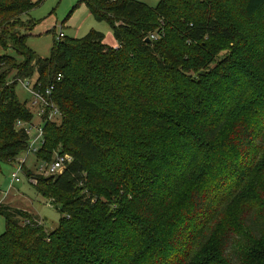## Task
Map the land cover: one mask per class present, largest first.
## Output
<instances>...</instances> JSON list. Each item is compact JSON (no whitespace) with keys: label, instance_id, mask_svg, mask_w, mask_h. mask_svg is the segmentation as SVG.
Instances as JSON below:
<instances>
[{"label":"trees","instance_id":"1","mask_svg":"<svg viewBox=\"0 0 264 264\" xmlns=\"http://www.w3.org/2000/svg\"><path fill=\"white\" fill-rule=\"evenodd\" d=\"M44 1L0 0V162L31 151L17 83L54 85L35 154L72 160L26 175L63 216L0 203V264H264V0H80L117 46L91 29L42 57Z\"/></svg>","mask_w":264,"mask_h":264},{"label":"rangeland","instance_id":"2","mask_svg":"<svg viewBox=\"0 0 264 264\" xmlns=\"http://www.w3.org/2000/svg\"><path fill=\"white\" fill-rule=\"evenodd\" d=\"M151 6H156L160 0H139ZM29 16L36 21V26L31 31L28 38V46L42 57H48L51 53V47L54 37H57L61 30L67 36L83 37L91 29L101 31L105 34V42L109 45L117 46V41L114 37L113 30L108 22L98 21L91 14L86 2L80 0H45L44 3L32 9ZM54 29V32L52 31ZM14 54L12 49L4 51L0 47V54ZM19 59L21 57L17 55ZM15 72L13 71L9 80L12 81ZM37 79L34 76L30 80ZM16 93L18 98L27 102V106L34 113L32 122L26 123L29 128L30 148L40 149L42 147V139H38L40 131L38 128H43L44 121L38 115L39 106L33 105V97L30 94L29 88L22 82L17 83ZM59 124L61 116L54 117ZM69 154V153H66ZM24 164V169L21 170L20 165ZM45 163L38 160L35 152L27 151L19 156V159L14 162H0V203L10 206L14 209L21 208L29 211L33 217L38 218L39 222L44 224L48 232L52 231L59 224L63 214L59 207L52 203V197H44L40 194L34 184L31 182L26 172L31 170L33 173H38L39 168ZM18 168L21 170L19 171ZM17 172L19 180L13 176ZM56 195V194H55ZM53 195L56 199L58 196ZM6 230V221L0 213V234Z\"/></svg>","mask_w":264,"mask_h":264},{"label":"built area","instance_id":"3","mask_svg":"<svg viewBox=\"0 0 264 264\" xmlns=\"http://www.w3.org/2000/svg\"><path fill=\"white\" fill-rule=\"evenodd\" d=\"M65 36V33L63 30L59 32L57 35L58 38H63ZM153 38H156V36L151 35ZM60 79V77L58 78ZM29 88L30 94L33 97V105H38L39 110H38V115L41 118H44V116L47 114L49 116V119L55 120L54 117L56 115H61L60 111L58 108H56L51 102L46 98L45 94H51L52 89L54 88V85L50 84L48 88L43 91H39L34 85V83L30 80L24 81L23 83ZM18 125H22V123L19 121ZM26 131H29V128H26ZM38 131H40V135L38 139L43 140V133L44 130L43 128L39 127ZM31 151L36 152L38 149L34 148L31 149ZM72 160V156L70 154L66 153H57L54 160L52 162H47L46 164L42 165L39 168L38 175H55L56 173H61L63 169L65 168L66 164L69 163ZM20 171V169L18 168ZM13 176L16 178V180H19L17 177V172L13 174ZM31 182H37L36 177H31Z\"/></svg>","mask_w":264,"mask_h":264},{"label":"crops","instance_id":"4","mask_svg":"<svg viewBox=\"0 0 264 264\" xmlns=\"http://www.w3.org/2000/svg\"><path fill=\"white\" fill-rule=\"evenodd\" d=\"M91 14V13H90ZM52 30H54V29H52ZM66 35V34H65Z\"/></svg>","mask_w":264,"mask_h":264},{"label":"water","instance_id":"5","mask_svg":"<svg viewBox=\"0 0 264 264\" xmlns=\"http://www.w3.org/2000/svg\"><path fill=\"white\" fill-rule=\"evenodd\" d=\"M51 176H53V175H51Z\"/></svg>","mask_w":264,"mask_h":264}]
</instances>
